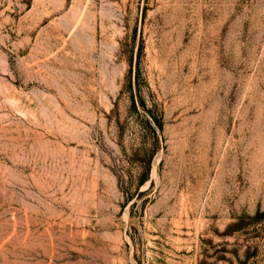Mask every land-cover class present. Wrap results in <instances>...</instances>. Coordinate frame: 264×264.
Here are the masks:
<instances>
[{
	"label": "rangeland",
	"instance_id": "1",
	"mask_svg": "<svg viewBox=\"0 0 264 264\" xmlns=\"http://www.w3.org/2000/svg\"><path fill=\"white\" fill-rule=\"evenodd\" d=\"M0 264H264V0H0Z\"/></svg>",
	"mask_w": 264,
	"mask_h": 264
},
{
	"label": "trees",
	"instance_id": "2",
	"mask_svg": "<svg viewBox=\"0 0 264 264\" xmlns=\"http://www.w3.org/2000/svg\"><path fill=\"white\" fill-rule=\"evenodd\" d=\"M132 104L134 107L136 106V102H135V99L133 98V96H132ZM153 119H154V122L156 123L157 126L162 127L161 122L156 117H154ZM147 125H149L150 128H153L150 121H147ZM150 170H151V162H148L146 167H145V172L143 173L142 177L139 179V182H138L139 188L142 185H144L146 182H148V180L150 178V176H149ZM257 214L259 216L260 213L258 212Z\"/></svg>",
	"mask_w": 264,
	"mask_h": 264
}]
</instances>
